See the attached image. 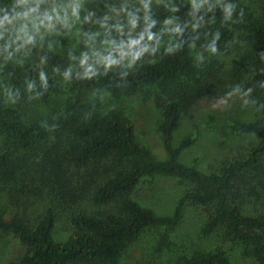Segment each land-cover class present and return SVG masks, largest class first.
Returning <instances> with one entry per match:
<instances>
[{
  "label": "trees",
  "instance_id": "trees-1",
  "mask_svg": "<svg viewBox=\"0 0 264 264\" xmlns=\"http://www.w3.org/2000/svg\"><path fill=\"white\" fill-rule=\"evenodd\" d=\"M160 11L153 0H86L83 27L98 24L106 44L90 50L83 42L86 64L66 89L61 59L49 53L40 61L32 35L16 32L13 7L0 3V64L15 91L13 104L0 100V194L13 209L0 211V237L10 234L20 246L0 264H117L126 245L156 226L163 228L159 251L168 247V232L187 202L209 208L203 233L219 229L240 244L242 257L264 264V204H242L246 196L264 197V0H173L169 40ZM237 32L253 47L239 90L248 94L254 118L234 131L256 141L243 156L204 173L177 160L190 137L173 147L171 136L208 91L219 67L215 54ZM145 85L156 88L152 100L165 160L135 142L122 109L79 105L88 90L117 99ZM64 89L75 93L66 105L59 97ZM154 175L190 183L169 215H155L132 197L138 182ZM59 221L70 230L62 241L53 238ZM183 264L230 261L216 250Z\"/></svg>",
  "mask_w": 264,
  "mask_h": 264
},
{
  "label": "rangeland",
  "instance_id": "rangeland-1",
  "mask_svg": "<svg viewBox=\"0 0 264 264\" xmlns=\"http://www.w3.org/2000/svg\"><path fill=\"white\" fill-rule=\"evenodd\" d=\"M85 1L0 0V3L13 7L15 15L12 24L16 32L23 36L32 35L40 61H44L41 56L49 53L61 59V79L66 83V89L72 75L78 74L86 64L83 42L84 45L88 44L86 47L90 50L106 44L103 37H98L101 35L98 24L93 23L88 30L83 27L81 11ZM153 1L161 9L160 22L164 37L169 40L172 37L170 17L173 0ZM4 26L0 22V28ZM226 45L225 51L215 54L219 67L208 91L181 116L171 136L173 147L185 137H190L189 144L181 150L177 160L204 173L215 171L222 162L243 156L256 141L251 134L234 131L236 126L254 118L248 94L239 90L248 75L246 70L250 66L252 43L237 32L231 35ZM18 65L22 66L24 62L18 60ZM66 89L59 96L65 102L64 105L73 101L75 96V93L69 94ZM155 94L154 85H145L139 92L123 94L117 99L108 93L88 90L79 105L89 109L97 108L98 111H106L114 106L122 109L132 123L135 142L145 146L155 160H165L167 154L157 129L160 116L152 100ZM14 97L15 91L8 84L0 64V100L11 105ZM189 186L188 181L173 176L154 175L142 178L134 188L132 197L140 205L151 209L155 215H169L176 198ZM261 203L264 204V197L258 199L246 196L242 204L245 209L251 204L261 208ZM12 210L0 194V211L8 215ZM208 212V207L185 203L180 221L168 232L167 248L157 249L163 231L161 226L146 228L122 249L117 264H183L193 254L216 250H222L230 264H254L241 256L240 244L229 241L219 229L202 232ZM64 228L63 222H57L53 231L55 240L67 238L70 230ZM18 247L19 242L15 237L3 235L0 237V259L9 250Z\"/></svg>",
  "mask_w": 264,
  "mask_h": 264
}]
</instances>
